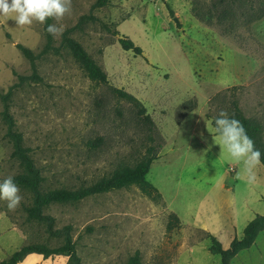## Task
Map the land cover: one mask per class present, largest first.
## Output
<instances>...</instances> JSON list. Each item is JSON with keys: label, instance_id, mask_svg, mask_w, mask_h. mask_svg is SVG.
I'll return each mask as SVG.
<instances>
[{"label": "rangeland", "instance_id": "1", "mask_svg": "<svg viewBox=\"0 0 264 264\" xmlns=\"http://www.w3.org/2000/svg\"><path fill=\"white\" fill-rule=\"evenodd\" d=\"M96 1L72 0L71 13L53 22L63 26L54 37L59 51L38 59L40 81L20 84L18 77H31L32 68L17 45L40 55L43 24L19 27L0 17V92L19 84L9 112L48 187L77 189L120 164L135 165L147 142L145 130L129 104L85 75L62 43L71 31L106 71L109 84L138 98L154 121L157 144L163 146L146 179L162 199L155 202L132 186L54 205L47 213L57 228L73 227L82 264H126L137 251L143 264H219L220 257L208 251L209 235L227 249L264 214V166L249 184L243 162L213 142L219 141L212 126L218 112L228 113L237 101L264 129V12L248 28L238 25L225 33L193 12L209 10L219 0H110L100 9L94 8ZM84 16L95 20L78 27ZM123 37L142 54L124 50ZM3 132L7 126L0 117V180L22 173L9 159L11 145L1 139ZM99 139L102 143L93 146ZM20 195L14 211L0 200V262L27 244L59 243L43 225L28 221L30 196L23 190ZM20 264H68V258L29 255ZM231 264H264V232Z\"/></svg>", "mask_w": 264, "mask_h": 264}, {"label": "trees", "instance_id": "2", "mask_svg": "<svg viewBox=\"0 0 264 264\" xmlns=\"http://www.w3.org/2000/svg\"><path fill=\"white\" fill-rule=\"evenodd\" d=\"M110 0H97L94 8H103L109 4ZM171 14L173 11L168 7ZM195 16L208 24L219 25L226 28L225 33L231 32L238 25L248 28L255 21L260 19L264 12V0H219L213 8L201 11L194 9ZM215 18V21L213 20ZM87 20L94 21V17L84 16L78 27H81ZM229 21V22H228ZM53 19H48L43 24L45 35V46L40 55H36L31 49L17 45V49L29 61L32 68L31 77L19 76L20 84L28 79L40 81L38 75L37 61L42 56L51 51L58 52L59 49L54 46V36L46 31L47 25L52 24ZM230 23V24H227ZM228 25V27L226 26ZM115 35L118 32H114ZM62 43L66 49L83 70L88 79L98 85L107 86L112 96L118 101L129 104L134 110L136 119L145 130L146 144L138 162L131 166L128 164H120L108 175L102 177L95 183L88 186H81L77 189H68L65 187H48V178L44 175L42 169L37 165L32 156V150L24 144L22 133L16 130V122L9 112V100L13 94L11 88L6 94L0 92V102L3 104V110L0 113L1 121L7 126L5 138L11 145L10 157L18 162V166L22 173L12 177L20 190L27 192L30 196V203L25 207L27 219L30 222L38 223L45 227L46 233L52 240L59 241L57 245L47 243H31L21 247L15 251L9 258L0 262V264H20L29 255H40L48 259L51 257H67L68 264H82L81 258L77 252L76 242L73 240V227L71 225L62 228L56 227V219L47 213V210L54 205L75 204L86 198L109 193L116 190L128 189L137 186L143 194L151 198L155 202H160L162 195L147 179L146 176L150 172L151 166L160 157L162 143L157 144L158 130L151 116L148 114L146 107L134 95L118 89L109 84L106 71L100 66L96 60L87 52L84 46L71 36V31H66L62 37ZM121 47L136 54H142V49L135 46L128 38H120ZM229 116L241 122L248 136L254 141L255 147L262 153L261 163L264 166V129L259 122L252 120L244 115L237 101L232 102ZM208 119H211L207 115ZM212 126L215 130L214 118ZM218 135V134H217ZM102 140H97L93 146L97 147ZM177 223L179 219L175 215H171ZM170 229L172 227L170 226ZM264 232V214L258 215L244 229L241 238H234L229 248H224L217 237L209 235L210 244L208 251L220 257L219 264H231V261L241 252L250 249L256 242L258 236ZM126 264H143L141 253L139 251L132 255Z\"/></svg>", "mask_w": 264, "mask_h": 264}, {"label": "clouds", "instance_id": "3", "mask_svg": "<svg viewBox=\"0 0 264 264\" xmlns=\"http://www.w3.org/2000/svg\"><path fill=\"white\" fill-rule=\"evenodd\" d=\"M72 11V0H0V17L15 21L16 26H31L34 22L45 24L48 19L61 21ZM46 31L52 36L61 35L63 26L48 24ZM215 133L220 148L226 149L231 158L243 162V172L249 184L255 183L256 169L261 164V151L255 147L241 122L221 110L214 118ZM213 137V136H212ZM0 200L15 210L22 200L20 189L11 176L0 180Z\"/></svg>", "mask_w": 264, "mask_h": 264}, {"label": "crops", "instance_id": "4", "mask_svg": "<svg viewBox=\"0 0 264 264\" xmlns=\"http://www.w3.org/2000/svg\"><path fill=\"white\" fill-rule=\"evenodd\" d=\"M6 134H5V132H3V135H2V137H1V139L5 136ZM7 143V142H6ZM8 155H9V159H10V161H11V163H18L15 159H12L11 157H10V154H11V148H10V146L8 145V153H7Z\"/></svg>", "mask_w": 264, "mask_h": 264}]
</instances>
